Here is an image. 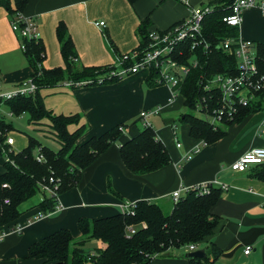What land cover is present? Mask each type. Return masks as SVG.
Instances as JSON below:
<instances>
[{
	"label": "crops",
	"instance_id": "crops-1",
	"mask_svg": "<svg viewBox=\"0 0 264 264\" xmlns=\"http://www.w3.org/2000/svg\"><path fill=\"white\" fill-rule=\"evenodd\" d=\"M186 1L188 5L182 0H136L132 4L127 0H27L21 14L35 21L45 50L44 69L65 66L56 36L59 24L70 37L78 66L101 68L111 65L115 55L137 48L141 22L148 20L149 30L165 31L186 18L189 7L209 5L214 0ZM15 8V0H0V85L8 90L32 74L19 47L21 40L10 28V11ZM98 22H104L105 27L96 26ZM238 35L243 40L264 44V16L259 9L242 13ZM147 75L148 71L142 70L111 84L78 87L60 84L40 91L48 111L55 115L80 116L78 126H84L85 130L77 141L79 144L117 125L124 127L118 142L82 172L78 185L59 195L60 210L33 220L39 213L42 194L34 196L35 203H29L32 197L18 207L20 216L2 230L17 226L22 230L8 232L0 241V264H40L41 261L27 258L28 248L59 229H67L73 238H78L80 218L109 217L121 213L125 204L141 200L170 210L174 191L202 184L216 188L225 185L227 189L222 190L210 210L217 220L213 234L195 246V251L204 250L205 256L212 260L211 252L215 248L219 253L212 264H264V181L254 177V166L243 173L231 169V164L247 150L264 147L261 136L253 135L252 127H246L251 118L260 115L252 114L241 123L232 124L223 139L202 145L189 135L187 124L176 123V117L177 120L181 117L177 113L183 106L182 97L170 102V89L163 85L147 87ZM156 107H161V111L149 116L147 121L165 146L170 163L157 171L135 176L124 166L119 145L143 129L139 114ZM76 128L69 126L70 131ZM229 136L235 137L238 143L228 145L225 138ZM240 138L242 141H238ZM14 144L13 139L11 150ZM186 155L190 157L185 158ZM2 164L3 159L0 174ZM109 181L114 193L108 190ZM247 246L251 251L244 254ZM182 249L185 258L159 255L152 263L188 264L186 257L191 251L187 247ZM169 252L176 254L175 249L163 254Z\"/></svg>",
	"mask_w": 264,
	"mask_h": 264
},
{
	"label": "trees",
	"instance_id": "trees-1",
	"mask_svg": "<svg viewBox=\"0 0 264 264\" xmlns=\"http://www.w3.org/2000/svg\"><path fill=\"white\" fill-rule=\"evenodd\" d=\"M127 1L132 4L136 0ZM26 2L27 0H15L16 8L10 11L11 20L16 13H21ZM232 2L233 0H214L209 4L212 13L203 22V37L207 41L216 43L226 37L238 36L236 27L226 25L221 20L229 14ZM148 25V20H145L138 27L137 49L146 44L150 31L147 29ZM56 36L60 43L64 68L44 69L42 63L45 50L42 41L39 38L29 41L20 39L26 47L23 54L32 70L31 77L37 85V91L34 96L17 97L4 104L9 106L12 114H27L28 124L34 131H39L42 126L48 127L50 139L57 145V150L43 144L34 136L26 135V146L14 152L6 144L7 133L12 129L11 124L0 118V159H3V172L0 174V229L13 223L20 216L18 207L38 193L43 196L39 213L49 215L55 212L56 201L41 192V186L46 184L53 188L54 185L48 183L49 178H53L58 181L59 195L76 187L82 172L111 145L116 144L121 136V125H117L79 144L77 141L85 130L84 126H78L80 116L55 115L45 108L41 90L64 83L83 82L82 86H97L120 80L107 77V67L78 66L73 61L75 57L72 42L62 24L57 26ZM187 46L185 44L183 57H178L181 62H186L193 56ZM255 49L256 64L264 74V44L255 43ZM196 57L197 66L190 70L178 87L183 106L192 111L200 98L212 99L211 107L215 106V98H209L210 91L203 89L209 79L219 74L233 75L237 71L234 56L214 47L209 52H204L202 48L197 49ZM157 77V71L150 70L145 79L147 87L159 86ZM261 106L260 102L243 108L240 115L224 127L241 123L260 110ZM179 120L189 126V135L192 138L203 141L205 145L215 143L227 134L224 129L211 127L202 118L191 114H183ZM69 126L77 128L70 131ZM119 153L124 166L135 176L157 171L170 163L165 146L151 127H143L136 136L120 144ZM39 154L42 156L41 162L36 160ZM253 175L264 181V163L254 165ZM3 184L6 185L5 188H2ZM208 187L207 193H201L197 189L186 191L176 204L172 203L168 214L164 213L159 204L141 200L134 203L130 212L98 219L80 218L77 221L79 241H74L69 230L59 229L33 243L28 248L27 258L41 261L40 264H153L154 256L169 249L201 245L213 234L217 220L210 210L220 198L222 190L212 185ZM108 190L114 193L110 184ZM128 226L132 227L133 233H129ZM90 240L100 241L105 247L92 254H85L83 246ZM218 253L212 248V260L207 256L186 259L188 264H212Z\"/></svg>",
	"mask_w": 264,
	"mask_h": 264
},
{
	"label": "built area",
	"instance_id": "built-area-1",
	"mask_svg": "<svg viewBox=\"0 0 264 264\" xmlns=\"http://www.w3.org/2000/svg\"><path fill=\"white\" fill-rule=\"evenodd\" d=\"M183 4L188 5L186 0H182ZM189 7V6H188ZM257 8L264 16V0H233L230 6L229 14L221 18L222 22L239 30L242 13L248 9ZM186 18L175 24L173 27L165 31L150 30L147 34L146 44L143 48L134 49L125 54L115 55L113 63L107 67V77L114 79H123L129 75L138 73L139 71L156 70L157 83L167 86L170 89V102L181 97L179 85L183 79L190 73V70L198 64L196 50L202 48L204 52H209L212 47L222 51L223 53L234 56L236 60V73L233 75H215L209 79L204 85V90H209V98H215V106L211 107L212 99L200 98L195 103L194 111L202 116L211 127L222 128L226 123L232 122L240 115L243 108L262 103L261 109L254 114L260 115V122L255 130V136L264 135V74H262L256 64L255 43L249 40L226 37L218 40L216 43L207 41L203 37V22L206 16L211 14L212 7L209 5L189 7ZM99 28H104V22L95 24ZM10 28L20 39L37 40V26L31 17H26L21 13H16L10 21ZM185 44H188V51H192L193 56L186 62H181L178 58H182L184 54ZM21 52L26 51L23 43H20ZM77 62V59H73ZM66 87L82 86L79 83H64ZM37 91V85L30 76L26 80L20 82L16 88L11 90L4 89L0 85V105L6 101L13 100L21 96H34ZM214 91V93H213ZM161 107H156L150 111H143L139 114V119L143 127H151L147 119L151 115H157L161 111ZM12 115V113L10 114ZM173 132L175 127H172ZM119 131H123V127H119ZM202 145H205L201 141ZM7 146L13 145V139L7 138ZM176 147H180V143L176 142ZM39 152V150H37ZM197 150L192 152L196 153ZM191 154V155H192ZM186 155L185 158H189ZM41 162L42 156L39 154L36 158ZM264 163V147H253L243 153L236 161L231 164V169L236 173L245 172L248 167ZM49 185H42L41 192L45 193L49 198L56 201L55 211L60 210L61 206L58 202V181L49 178ZM208 185L202 184L190 189H197L201 193H207ZM6 185L3 184L2 188ZM227 186L222 185L221 190H226ZM188 188L180 187L171 194L172 202L176 204L179 198L188 191ZM8 203V200H5ZM134 208L133 204H125L121 213L130 212ZM42 213H38L33 220L42 219ZM30 221H28L29 223ZM21 227L17 226L9 231L0 229V241L8 232L20 233ZM129 233H133L131 226H128ZM188 250L195 251L194 245L187 246ZM251 248L247 246L244 254H249Z\"/></svg>",
	"mask_w": 264,
	"mask_h": 264
},
{
	"label": "rangeland",
	"instance_id": "rangeland-1",
	"mask_svg": "<svg viewBox=\"0 0 264 264\" xmlns=\"http://www.w3.org/2000/svg\"><path fill=\"white\" fill-rule=\"evenodd\" d=\"M145 71V70H144ZM18 86V85H17ZM16 86V87H17ZM15 87V88H16ZM11 114V110L9 108V106H7L6 104H2L0 105V116L3 118V120L5 121V123L11 124L12 125V129L7 133L8 137H11L14 139L15 144H14V148H12V150L14 152H18L21 149H23L26 144H27V136L26 135H31L36 137L37 139H39L43 144L51 147L54 150H57V145L51 141V133L49 131V128L46 126H42L40 127L39 131H34L32 129V127H30V125L28 124V115L27 114H20V115H15V114ZM183 114H191L195 117H199L202 118V116L192 110H189L187 107H180L177 115H183ZM176 115V116H177ZM260 122V116H254L253 118H251L248 122H247V129L252 127V134L255 135V130L256 127L258 126V123ZM176 123L178 124V126L181 125V122L179 120H177L176 117ZM122 127H124L123 125H121ZM222 129H224L226 132L228 131V127H222ZM244 136V134H242ZM242 136V137H243ZM261 139L264 140V135L260 137ZM233 139V136H229L226 137V143H228V145H230L232 143L233 144H237L238 142L235 141V137ZM238 141H242V138H240ZM231 145V146H232ZM232 148V147H231ZM1 161L2 159H0V165H1ZM110 184V181H109ZM111 186V184H110ZM37 197H41V194L38 193ZM37 198H33L29 201V203H35V200ZM163 211L165 214H168L169 208L164 207ZM80 240V236L78 238H74V241H79ZM105 247V245L97 240H90L85 242L84 246H83V250L85 252V254H92L95 252V250H101ZM73 247L71 246L70 249H72ZM174 250V249H172ZM175 253L176 254H172L171 252L167 253V254H159L161 257H170V258H185L186 253L184 252V250L182 248L179 249H175ZM156 255V256H159ZM154 256V258L156 257Z\"/></svg>",
	"mask_w": 264,
	"mask_h": 264
},
{
	"label": "water",
	"instance_id": "water-1",
	"mask_svg": "<svg viewBox=\"0 0 264 264\" xmlns=\"http://www.w3.org/2000/svg\"><path fill=\"white\" fill-rule=\"evenodd\" d=\"M3 2V0H2ZM188 258H203L205 257L204 250H196L187 254Z\"/></svg>",
	"mask_w": 264,
	"mask_h": 264
}]
</instances>
